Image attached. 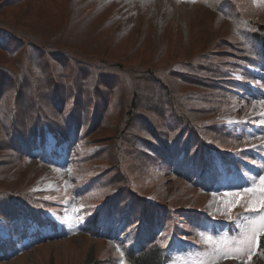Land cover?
I'll return each mask as SVG.
<instances>
[{
	"label": "trees",
	"instance_id": "16d2710c",
	"mask_svg": "<svg viewBox=\"0 0 264 264\" xmlns=\"http://www.w3.org/2000/svg\"><path fill=\"white\" fill-rule=\"evenodd\" d=\"M33 1L0 0V219L7 223L30 219L38 226L50 222L44 211L51 202L32 197L42 193L28 191L33 177L17 163L33 156L47 133L57 144H73L83 134L84 143L96 145L94 155L106 163L86 190L98 180L109 182V190L112 184L114 191L103 197L102 210L146 232L145 242L135 241V251L125 258L130 264H158L149 224L158 213L170 217L174 209L148 199L142 185L145 169L180 156L202 177L209 159L219 154L220 143L227 142L231 132L218 114L240 89L231 75L239 68L230 59L236 58L230 44L239 49L237 41L220 36L203 54L172 62L167 69L142 62L124 64L122 52L113 60L97 52L101 49L97 41L113 19L91 23L102 12H71L76 0H59L61 12L50 0L41 2L44 12H23V6ZM107 3L101 10L108 15L105 11L115 4ZM233 5V0H223L217 13L233 18L228 29H239L235 37L249 55L242 56L246 63L264 61V23H247ZM149 23L142 34L149 33ZM82 38L97 41L87 47ZM110 117L118 125L111 124ZM102 128L114 137L98 138ZM188 238L201 243L195 231ZM259 248L260 254L251 256L252 264H264V240ZM105 259L110 258L87 262L86 255L81 264H105Z\"/></svg>",
	"mask_w": 264,
	"mask_h": 264
},
{
	"label": "rangeland",
	"instance_id": "374dc122",
	"mask_svg": "<svg viewBox=\"0 0 264 264\" xmlns=\"http://www.w3.org/2000/svg\"><path fill=\"white\" fill-rule=\"evenodd\" d=\"M42 1L35 0L27 7L23 6L22 11L29 9L32 12H44ZM50 2L57 4L55 10L61 12L59 0ZM107 2L115 4L114 8L105 11L109 12L108 15L101 10ZM233 2L234 12H242L247 23L253 20L264 23V0ZM73 3L74 9L71 12H102L94 15L91 23L99 24L113 19L111 26L107 24L106 35L101 41L82 38L81 44L89 47L91 41L101 43V49L97 51L99 56L110 60L119 57L118 51L122 52L124 64L142 62L167 69L172 62L190 61L203 54L218 42L220 36L237 41L239 49H234L235 45L230 44L232 54H236V58L230 59L235 60L239 68L232 71L231 75L243 89L235 93V96L231 94L218 114L221 124H225L229 130L235 128L236 132H240L239 135L236 132L228 135L227 139H230L225 143L237 164L232 163L230 166L215 159L216 164L212 168L220 170L219 181L211 188L201 189L184 175L182 161L171 157L168 159L173 164L171 168L157 165L145 169L147 181L142 185L152 202L164 204L176 213L173 217L160 216L154 221L158 230L176 228L185 221H191L193 214L197 213L199 216L194 217L193 226L196 223L205 236L213 235L217 238L213 241L216 251L209 256L200 251L204 247L193 248L194 252L189 253L186 249V253H180V249L185 247L184 243L188 242L166 231L162 241L169 252L182 258V264H207L213 260L217 264H252L248 257L255 251V239L250 248L244 247L238 259H217L222 254L217 249H224V238H227L229 247H236L249 221L264 214V208H260V201L264 200V191L261 190L264 185L260 183V178L264 177V62L257 58L253 61L254 65H249L243 59V55H249L238 44L236 37L240 34L239 29H228L233 18L217 13L221 12L219 9L223 7V0H76ZM147 20L150 21V31L142 34ZM91 36L96 37L95 34ZM225 56L228 57L226 53ZM191 66L189 64V68ZM109 122L118 125V121L112 117ZM80 137L83 138V134ZM101 137L112 138L114 133L102 128L98 132V138ZM83 140L71 149L65 145L56 147L55 154L48 160L26 157L17 163L24 166L33 177L28 191L42 193L37 197L33 194L32 197L51 202L52 206L44 212L50 222L64 226L65 236L44 242L38 248L26 250L13 260L0 264H81L86 255L87 262H90L114 254L113 246L85 232L80 225L86 221L84 215L94 211L96 202L108 190L107 182L103 181L102 188L95 193L72 194L67 189L73 184L82 185L90 175L106 166L103 158L94 155L95 147ZM53 148L54 141L48 136L43 149L48 154ZM84 155L87 158H83ZM185 169L188 170L187 167ZM210 220L213 222L208 225ZM229 221L233 223L232 233L226 229ZM186 224L183 223V229L178 227L179 232H184ZM34 227L31 225L29 231ZM7 228L4 224L0 225L2 238L8 235ZM28 244L29 241L25 239L18 244L19 250L26 249Z\"/></svg>",
	"mask_w": 264,
	"mask_h": 264
},
{
	"label": "snow or ice",
	"instance_id": "6c2138e0",
	"mask_svg": "<svg viewBox=\"0 0 264 264\" xmlns=\"http://www.w3.org/2000/svg\"><path fill=\"white\" fill-rule=\"evenodd\" d=\"M260 183L264 185V177L260 178ZM264 191V189H261ZM248 191H252V189H249ZM260 208H264V200L260 201ZM252 210H256L253 208ZM261 234H264V214L258 215V217L252 218L249 221V225L246 228V230L242 233V239L238 241V244L236 247L232 248L229 247L227 238L223 239L224 243V249H217L218 252L222 251V254L217 257V259L223 258V259H238L240 255L244 251V247L248 246L251 247L253 239L256 240L257 247L259 245V236ZM201 235L203 236V232H201ZM213 240V235H207L204 237V242L208 243ZM249 260H251V255L248 257ZM211 264H216V260L211 261Z\"/></svg>",
	"mask_w": 264,
	"mask_h": 264
}]
</instances>
